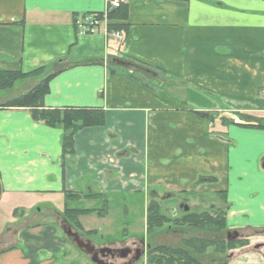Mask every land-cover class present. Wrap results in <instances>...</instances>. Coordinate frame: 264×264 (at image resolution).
I'll use <instances>...</instances> for the list:
<instances>
[{
  "label": "crops",
  "instance_id": "0c3cea01",
  "mask_svg": "<svg viewBox=\"0 0 264 264\" xmlns=\"http://www.w3.org/2000/svg\"><path fill=\"white\" fill-rule=\"evenodd\" d=\"M122 5L127 17L82 35L75 20L111 13L109 0H0V70L57 71L44 107L99 110L105 120L62 158L60 130L27 109L0 108V264H86L66 254L61 215L66 196L94 208V192L110 207L150 190L225 192L229 226L264 230V132L230 125L223 134L216 121L264 116V0ZM110 24L124 28L121 42L105 37ZM36 82L0 93V107Z\"/></svg>",
  "mask_w": 264,
  "mask_h": 264
},
{
  "label": "trees",
  "instance_id": "16d2710c",
  "mask_svg": "<svg viewBox=\"0 0 264 264\" xmlns=\"http://www.w3.org/2000/svg\"><path fill=\"white\" fill-rule=\"evenodd\" d=\"M113 1V0H109ZM123 3V0H120ZM122 3L111 13H106V21L114 19L115 16L127 17L122 9ZM101 17L102 14H99ZM124 28L122 25H108V31H117L121 33ZM132 67L142 69L138 65L132 64ZM59 72L47 73L44 68H39L29 73L12 72L0 70V93L10 90L14 85L29 78L35 79L36 84L25 94L18 98L3 104L0 108L27 109L33 122L40 123L49 129L60 130L59 145L62 158L67 155H72L74 152V138L84 129L100 128L104 126V115L99 110L90 109H48L43 105L44 97L49 93V83ZM202 119L208 118L213 124L212 118L206 114H198ZM240 121L227 119L222 121L226 126H237L246 129H256L264 131V116L249 117L239 116ZM2 189L0 187V197ZM79 201V196L71 195L64 198V209L61 219L64 224L69 225L74 231L82 232L79 218L89 215H95L98 219H103L110 211L109 199L99 192H94L91 199L96 202L94 208H82L80 206H70L76 200ZM220 205L224 206L225 198L218 195ZM80 205V202H76ZM16 212V211H14ZM127 214L126 211H123ZM170 227H181L187 232H203L200 238L188 237L183 238L177 246H153L151 247L146 264H202L201 259L206 257L207 264H225L223 261H218L224 256L225 252L231 249L243 246V243H235L226 245L219 240L220 236L225 232L226 223L224 214L217 213L216 217H212L207 212L197 214H183L180 217L173 219L164 214L158 203L149 200L145 208V233L146 236H152L154 232ZM94 231L88 233L93 234ZM214 236V237H213ZM137 240L141 238H136Z\"/></svg>",
  "mask_w": 264,
  "mask_h": 264
},
{
  "label": "flooded vegetation",
  "instance_id": "af4514ba",
  "mask_svg": "<svg viewBox=\"0 0 264 264\" xmlns=\"http://www.w3.org/2000/svg\"><path fill=\"white\" fill-rule=\"evenodd\" d=\"M262 170H264L263 164H262ZM156 191L158 190H150L149 198L152 201L158 203L159 206H161V209L165 215L170 216L173 219H176L183 214L200 215L205 213L207 210H209L207 214L211 215L212 217H216L217 213L224 214L226 228H225V232L220 236L219 240H222V242L225 243L226 245H230V244L232 245L240 242L243 243V246L226 251L224 256L218 261V263L223 261L225 264H231L240 257L244 259L243 262H247L249 256L259 257L264 262V240L262 242L258 240V238L260 239L264 238V230L263 229L257 230L250 225H244V224L229 226V224H227L229 206L224 196L225 192H219L213 194V196H216L217 198L218 195L225 198V204L224 206L221 207H219L220 205L219 200L216 205L212 206V202L200 201L203 200L204 195L188 194V195H184V197L187 199L189 197H192L188 202L187 200H184L180 205H178V207L176 205L172 208H163L162 203L164 199L161 196H159ZM158 192H162V191H158ZM164 194L172 198H175L176 196L168 193H164ZM188 205H193L195 211H193ZM141 208H143L142 205ZM145 208L146 207H144L143 209L144 215H145ZM203 209H206L205 212H201ZM144 224H145V219H144ZM69 228L70 227L68 225H65L63 223L61 229L62 232L64 231L65 233H67L69 232L68 230ZM144 232H145V227H144ZM73 233L76 234L77 236L76 238H78V240L81 241L84 246L86 245V247H88L86 249L84 248L82 252L86 253L87 250L92 249V255L91 256L88 254L86 255H88L89 259L93 258L96 262H98V264H134L141 259L146 260V257L148 256V253L151 247L153 246H177L179 245L180 241L183 238L188 237L189 235L191 237L200 238L203 232L202 233L198 231L187 232L181 227L177 228V227L167 226L166 228L161 229L160 231L154 232L151 237L146 236L145 233V237L147 238V240H144V237L141 236L139 237L141 239L137 241L138 243H134L131 247H122L120 249L108 248V247L94 248L90 240L83 238L80 234H78V232H73ZM70 240L74 241V238L70 237ZM238 255L240 257H238ZM201 261L202 264H207L206 257H203Z\"/></svg>",
  "mask_w": 264,
  "mask_h": 264
},
{
  "label": "rangeland",
  "instance_id": "374dc122",
  "mask_svg": "<svg viewBox=\"0 0 264 264\" xmlns=\"http://www.w3.org/2000/svg\"><path fill=\"white\" fill-rule=\"evenodd\" d=\"M17 89V88H15ZM8 91H6L7 93ZM2 93V92H1ZM2 94H0V98ZM10 96H14L13 93L7 94ZM21 96V95H20ZM215 115V114H214ZM227 119H233L235 121H240L239 116H231V115H221L219 116L218 120L216 119L217 122H221L219 125L220 127L218 131L220 133L225 134L226 131V124H223L222 121L227 120ZM211 123V122H210ZM243 130H256V129H246L242 127H238ZM260 132H264L262 130H256ZM253 155L252 152H250L249 157ZM159 196H161L164 201L162 203L163 208H172L174 206L180 205L184 200H187V202L192 198L189 197L188 199L185 198L184 196L181 195H176L175 198L168 197L166 196L163 192H158L156 191ZM149 192L144 195H135L134 198H130V201H120L121 206L119 207V204L117 201H113L111 204L110 211L108 212V215L103 218V219H98L95 215H89V216H84L78 219L80 223H82L81 230L82 232H78L83 238L90 240L94 248H99V247H108V248H116L120 249L122 247H131L134 243H138L136 238H139L141 236L144 237V240H147L145 237V232H144V219L145 215L143 213L144 207H146L149 203V200H151L148 197ZM199 199V198H198ZM200 200V199H199ZM200 201H205V202H212V206L216 205L218 203V198L216 196L211 195H204L203 200ZM186 202V203H187ZM188 204V203H187ZM91 203L89 202H84L81 205H78L76 202H72L70 206H80L82 208H86L85 206H90ZM141 205L143 208H141ZM55 206V205H54ZM190 208L195 211V208H193V205H188ZM124 209L127 211V215L123 216L119 214V209ZM0 209H1V204H0ZM38 210V208H37ZM206 209H203L201 212H205ZM207 210L206 212H208ZM1 213V210H0ZM121 213V211H120ZM31 219L34 220L35 222H42V220L38 217L37 214H32ZM67 225V224H65ZM69 226V225H68ZM70 227V226H69ZM87 230L84 231L83 229ZM70 232H76L74 229L71 227L68 229ZM93 232V234H88L90 232ZM62 239L64 242V247L69 253H66L69 256H75L79 255L82 259H85L86 264H93L89 257L75 246V244H72L70 238L66 235V233L63 231L62 232ZM263 241V240H259ZM258 242V241H255ZM254 242V243H255ZM75 249V250H74ZM77 251V252H76ZM238 252V251H235ZM238 257H240L238 255ZM237 258V257H236ZM247 262H243L244 259L241 257L236 259L234 262L238 264H264V262L256 256H249ZM72 259V258H70ZM134 264H146L144 259L139 260L138 262Z\"/></svg>",
  "mask_w": 264,
  "mask_h": 264
},
{
  "label": "built area",
  "instance_id": "2783aa9c",
  "mask_svg": "<svg viewBox=\"0 0 264 264\" xmlns=\"http://www.w3.org/2000/svg\"><path fill=\"white\" fill-rule=\"evenodd\" d=\"M121 3L122 1L120 0H113L109 2V5L111 9H116L120 6ZM106 13L107 11L102 13L101 17L99 16V14L81 16L75 20V27L82 35H96L99 32L101 22L106 21ZM104 35L110 41L121 42L123 39L122 34L117 31L105 32Z\"/></svg>",
  "mask_w": 264,
  "mask_h": 264
},
{
  "label": "water",
  "instance_id": "95a60500",
  "mask_svg": "<svg viewBox=\"0 0 264 264\" xmlns=\"http://www.w3.org/2000/svg\"><path fill=\"white\" fill-rule=\"evenodd\" d=\"M113 65L118 66V67H121V68H129V67H132V66H133L132 63L124 62V61H119V60H115V61L113 62ZM263 168H264V163H263ZM66 235H67L69 238H70V237L74 238L73 243L75 244V246H76L79 250L82 251L84 248H85V249L88 248V247H86V245L84 246L83 243H82L81 241L78 240V238H76L77 236H76L75 233H72V232L69 231V232L66 233ZM86 254H88V255L91 256V255H92V249L87 250V251H86ZM90 260H91V262H92L93 264H98V262H96L93 258H91Z\"/></svg>",
  "mask_w": 264,
  "mask_h": 264
}]
</instances>
